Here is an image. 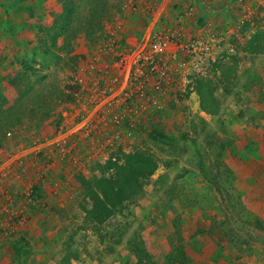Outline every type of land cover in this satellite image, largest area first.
<instances>
[{
  "label": "rangeland",
  "instance_id": "374dc122",
  "mask_svg": "<svg viewBox=\"0 0 264 264\" xmlns=\"http://www.w3.org/2000/svg\"><path fill=\"white\" fill-rule=\"evenodd\" d=\"M169 1L107 0L102 30L87 35L90 0H75L80 16L65 30L57 23L54 45L51 30L40 28L62 21V3L35 6L46 13L37 16V31L19 37L28 44L17 51L13 77L29 62L43 86L27 100L42 106L0 147V264L135 263V245L144 264H188L173 254L184 236L227 250L232 264L264 261V0H231L233 9L230 0ZM73 26L82 29L72 35ZM125 30L137 40L145 35L139 48L126 45ZM151 36L171 40L174 73L135 81L136 54L148 52ZM198 38L210 43L197 48ZM0 90L15 100L8 80ZM71 105L86 115L62 117ZM134 152L152 155L157 170L134 202L93 228L81 210L85 182ZM239 170L245 177L237 178Z\"/></svg>",
  "mask_w": 264,
  "mask_h": 264
},
{
  "label": "trees",
  "instance_id": "16d2710c",
  "mask_svg": "<svg viewBox=\"0 0 264 264\" xmlns=\"http://www.w3.org/2000/svg\"><path fill=\"white\" fill-rule=\"evenodd\" d=\"M39 1L43 2L45 0ZM52 1L62 3V12L61 15H59L60 20L62 21L54 18L50 27H41L40 31L42 30L43 33L44 29L47 32L51 30L53 38L51 41L52 45H54V41L57 37V23L61 22L62 25L60 29L65 30L71 17L74 18V14L80 16V13L77 5H75V0ZM104 2H107V0H90V2L87 3L90 4V8L87 9L84 14L86 24L85 27L83 25V29L88 33L87 35L95 33L97 30H102V25L99 24L98 19L102 17V15L107 14L105 4L100 6V4ZM73 27L76 28L72 30V35L82 29L81 26ZM255 36L258 37L257 34H255L254 37ZM263 52L264 51L259 54H262ZM55 57L56 59L58 58V56ZM23 67L29 70L23 69L24 72L17 73L15 78L13 77L15 73L8 77L9 83H12V87H15L16 90L15 100L9 101L0 90V147L3 145L2 140L5 138V135L10 133L9 130L18 128L22 123L29 119V117L30 119L31 117H34L39 113L42 106V102L38 101L36 105H31L27 100V95L38 86H43V78H38L37 74H33L34 69L30 67L29 62L25 61ZM40 67L41 69H49V66H44L43 64ZM26 79L27 82L25 81ZM157 168V160L152 155L143 152H134L124 156V162L121 164H118L117 160H109L105 165L99 167L100 176L93 177L92 180L85 182L87 190L84 191L83 203L81 204V210L85 214L84 220L91 224L93 228L103 227L106 222L121 213L130 203L134 202L143 193V182L152 176ZM201 170L203 175L208 178L203 163L201 164ZM106 172L108 173L107 175ZM209 181L213 182L211 179H209ZM88 203L89 207L86 206ZM21 243L22 242H17L15 244L17 251H20L22 247ZM143 250L139 249L136 245L133 246L131 251L136 256L137 262L126 264H144L141 257V255H143ZM176 253L177 256L180 255L183 260H186V257L179 254L180 251H175L173 254Z\"/></svg>",
  "mask_w": 264,
  "mask_h": 264
},
{
  "label": "crops",
  "instance_id": "0c3cea01",
  "mask_svg": "<svg viewBox=\"0 0 264 264\" xmlns=\"http://www.w3.org/2000/svg\"><path fill=\"white\" fill-rule=\"evenodd\" d=\"M22 0H0V82L4 80H8V77L10 75H13L15 73L14 71L16 70L17 66V51L19 48L23 47V50L26 49V46L28 42H21L22 40L19 41V37L22 36L23 39H25V35H31L33 28L35 29L40 23H38V15L41 14L44 16L46 13L45 11L41 12H36L35 10L38 9L43 3H40L39 1H34V3L31 2V5L26 4H21ZM233 1V0H232ZM230 0L228 3H226V7H230V9H233V5L230 6V3H232ZM28 2V0H27ZM170 4L174 3V0L169 1ZM36 5H39L38 7H35ZM46 6V4H44ZM194 12L197 13L198 10L196 9V6L194 7ZM43 16H41L43 18ZM205 19V16L203 15L202 17ZM36 20V24L34 26L33 20ZM214 22L217 23V25H221L222 27L225 26L226 23H223V21L220 22V20L213 19ZM199 22H202L201 19H199ZM37 31V29H35ZM126 32V30H125ZM145 34V33H144ZM133 34L128 30L126 32V45L128 46H134L136 47L139 43L140 40H144L145 35H142L141 39L137 40L139 36ZM197 36V35H196ZM148 38V37H147ZM146 38V39H147ZM145 39V40H146ZM203 41L204 38H198L197 40H194V44L197 41ZM210 41V40H209ZM70 105H68L69 107ZM72 110H64L61 112V116L64 117L65 119L68 117V115H72V119H74L76 116H82L84 117L83 110L86 109V107L83 109V107L79 106V108H76L75 105H71ZM89 111V110H87ZM86 110L84 112H87ZM89 113V112H87ZM76 117V118H77ZM76 120L75 121H70L66 122V132L69 131L70 129H73L76 125ZM62 130V129H61ZM61 132V131H60ZM65 132V133H66ZM23 150H30L28 147H23ZM83 149V148H82ZM1 152V151H0ZM73 154L79 155L78 154V149L73 152ZM79 157H83L82 154L79 155ZM29 160V157L26 156L23 158L24 163L27 164ZM237 178H242L245 177V173L241 172L240 170L236 172ZM248 179L251 178L249 175L247 177ZM246 178V179H247ZM259 177L258 179H260ZM36 181V180H35ZM34 181V184L37 182ZM264 182V179L262 180ZM40 192H45V189H41L40 186H36ZM173 226H171V230L169 231V236L174 233L173 232ZM146 233V232H145ZM149 234H146L148 236ZM186 235V234H185ZM143 236V240H144ZM146 240V239H145ZM147 249L150 248L149 245L145 244ZM182 246L180 247L181 250L179 249L181 255L184 257H189L190 262L188 264H232L230 262V258H232L231 255L227 254V250L221 251L219 248L215 247L213 244H208L205 240L200 238V236H193L191 238H188L184 236V239L182 240ZM150 250V249H149ZM151 253V250L149 251ZM123 263V259L121 264ZM264 263V261L257 259V257H253L247 264H260Z\"/></svg>",
  "mask_w": 264,
  "mask_h": 264
},
{
  "label": "built area",
  "instance_id": "2783aa9c",
  "mask_svg": "<svg viewBox=\"0 0 264 264\" xmlns=\"http://www.w3.org/2000/svg\"><path fill=\"white\" fill-rule=\"evenodd\" d=\"M209 43V40L204 39L203 41H197L195 45L199 48L201 46H208ZM140 46H136L135 48H139ZM171 46L172 44L169 38L163 36L149 37L144 43V47L148 49V52L141 50V52L138 51L136 54L138 61L136 62L137 68L134 74V80L138 81V75H141V81L144 74L147 76H155L159 72L163 76V79H166V75L173 74V61L176 59V54L175 51L170 49ZM152 89L154 91L158 90V83L154 84Z\"/></svg>",
  "mask_w": 264,
  "mask_h": 264
}]
</instances>
